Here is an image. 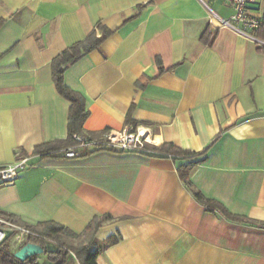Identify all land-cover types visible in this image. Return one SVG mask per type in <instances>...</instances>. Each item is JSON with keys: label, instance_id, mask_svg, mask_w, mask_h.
Returning a JSON list of instances; mask_svg holds the SVG:
<instances>
[{"label": "crops", "instance_id": "obj_1", "mask_svg": "<svg viewBox=\"0 0 264 264\" xmlns=\"http://www.w3.org/2000/svg\"><path fill=\"white\" fill-rule=\"evenodd\" d=\"M255 1L263 26L254 35L264 40V0ZM232 13L224 0H0V166L29 159L0 187V216L31 229L56 224L74 241L109 215L95 237L118 240L97 264H264V226L207 211L185 188L178 167L193 159L32 154L68 135L70 103L55 88L52 59L100 24L111 34L64 73L88 111L83 134L142 126L152 145L207 149L190 173L196 190L264 223V50L219 27Z\"/></svg>", "mask_w": 264, "mask_h": 264}, {"label": "trees", "instance_id": "obj_2", "mask_svg": "<svg viewBox=\"0 0 264 264\" xmlns=\"http://www.w3.org/2000/svg\"><path fill=\"white\" fill-rule=\"evenodd\" d=\"M141 8L142 6L138 7L137 10ZM262 26L263 23L258 30H260ZM97 33L99 34L97 35ZM110 34L111 32L106 27L98 24L96 26V29L91 31L84 40L72 44L52 59L51 75L55 88L57 92L70 103L67 120L68 135L66 140L64 141L44 142L37 145L34 148L32 154L38 155L39 157L43 158L53 156L65 157L63 151L68 148L74 147L77 144L73 137L75 135H84L82 126L88 116V111L85 108L83 97L79 93L71 90L65 85L64 73L81 57L85 56L95 49H98L102 42ZM255 37H257L261 41H264L257 35H255ZM201 40L203 42H209V35L207 33L203 34ZM258 49L264 50V48L260 47H258ZM158 63L160 64L159 61ZM131 110L132 107L130 108L127 115V124L133 123L130 117ZM86 136L91 137L94 135L91 134ZM147 150L157 152L162 155H168L174 160H195L188 166L180 165L178 167V175L185 188L189 191L195 201L202 205L207 211H220L227 219L231 221L264 226V223L262 222H256L245 217H239L230 214L222 204L215 200L206 198L193 186L190 181L191 170L193 167L205 160L207 149L195 152L190 150H182L171 143H163L160 146L147 145ZM84 152H82L80 155H82ZM21 158L23 157H20L18 159ZM110 220L111 217L109 215L93 218L92 221L86 226L82 234L77 236L74 241H69L68 237L65 235L63 228L53 223L41 224L37 229H31L18 223L16 224L32 230L36 234V236L28 237L27 243L40 245L44 249V253L47 255V259L52 263L75 264L74 261L76 260V264H97L96 259L100 252L110 247L111 245H114L118 240V238L114 236L109 237L104 241H99L95 237L98 228L102 226L105 221ZM9 239L4 241L0 245V264H39V255L29 257L24 261L16 259L14 257V252H12L10 249ZM48 241H51L55 245L54 250H47L45 248ZM72 255H74L75 257L74 261Z\"/></svg>", "mask_w": 264, "mask_h": 264}, {"label": "built area", "instance_id": "obj_3", "mask_svg": "<svg viewBox=\"0 0 264 264\" xmlns=\"http://www.w3.org/2000/svg\"><path fill=\"white\" fill-rule=\"evenodd\" d=\"M232 7L233 13L229 20H222L219 27L229 28L264 48V41L255 37L261 26V18L254 13L255 0H224ZM77 144L63 151L65 158L78 157L87 150H122L135 153L147 151V145H152L149 129L137 126L133 129L124 128L118 132H110L103 137L91 138L86 135H75ZM29 159L23 157L12 164L0 166V187L10 186L17 179L19 172L29 166ZM36 234L13 221L0 216V245L9 239L12 248L19 249L27 243V238ZM74 256V255H73ZM75 258V257H74Z\"/></svg>", "mask_w": 264, "mask_h": 264}, {"label": "water", "instance_id": "obj_4", "mask_svg": "<svg viewBox=\"0 0 264 264\" xmlns=\"http://www.w3.org/2000/svg\"><path fill=\"white\" fill-rule=\"evenodd\" d=\"M43 253L44 249L40 245L26 243L14 253V257L20 261H24L29 257L41 255Z\"/></svg>", "mask_w": 264, "mask_h": 264}, {"label": "rangeland", "instance_id": "obj_5", "mask_svg": "<svg viewBox=\"0 0 264 264\" xmlns=\"http://www.w3.org/2000/svg\"><path fill=\"white\" fill-rule=\"evenodd\" d=\"M45 248L47 250H54L55 249V245L51 242V241H48L46 243V246ZM39 264H55V263H52L50 262L48 259H47V255L45 253L41 254L40 255V259H39Z\"/></svg>", "mask_w": 264, "mask_h": 264}]
</instances>
